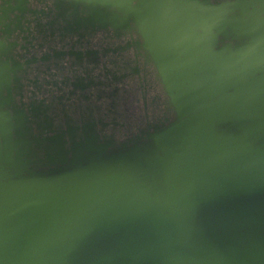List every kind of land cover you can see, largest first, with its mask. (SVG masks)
I'll use <instances>...</instances> for the list:
<instances>
[{
  "label": "water",
  "instance_id": "obj_1",
  "mask_svg": "<svg viewBox=\"0 0 264 264\" xmlns=\"http://www.w3.org/2000/svg\"><path fill=\"white\" fill-rule=\"evenodd\" d=\"M79 1L124 11L153 52L175 118L144 145L52 154L51 138L26 128L11 98L18 69L2 60L0 45V264H66L74 249L82 261L90 245L109 242L126 246L118 254L125 264H264L258 244L242 253L191 251L229 243L210 237L217 229L251 240L247 231L264 219V22L255 19L264 6L255 13V0ZM225 25L247 40L215 49ZM234 205L242 215L198 221Z\"/></svg>",
  "mask_w": 264,
  "mask_h": 264
},
{
  "label": "flooded vegetation",
  "instance_id": "obj_2",
  "mask_svg": "<svg viewBox=\"0 0 264 264\" xmlns=\"http://www.w3.org/2000/svg\"><path fill=\"white\" fill-rule=\"evenodd\" d=\"M233 1L197 0L214 6ZM260 6L264 0L252 1L248 8L256 13ZM118 9L113 4L79 0H0L1 58L18 69L11 83V98L25 111L26 128L51 138L46 147L52 154L70 156L82 148L109 154L126 146L144 145L150 134L174 121L172 98L153 52ZM235 14L242 17L239 11ZM222 15L227 17L226 12ZM255 19L264 22V11ZM224 27L227 36L217 34L215 49L247 40ZM212 31L216 33L215 26ZM70 50L74 53L69 54ZM253 212L257 210H248L249 215L257 216ZM251 236V240L229 243L205 241L191 251L242 253L250 244L264 246V219ZM118 246L114 242L90 245L92 249L82 261L74 249L68 257L71 260L65 262L84 264L108 255L106 264H125L126 259L118 254L126 246Z\"/></svg>",
  "mask_w": 264,
  "mask_h": 264
},
{
  "label": "trees",
  "instance_id": "obj_3",
  "mask_svg": "<svg viewBox=\"0 0 264 264\" xmlns=\"http://www.w3.org/2000/svg\"><path fill=\"white\" fill-rule=\"evenodd\" d=\"M239 206L238 205H234V207L231 209H228V210H224L222 212H213V214H211L210 216L211 217H207L206 215H198V221L203 224V223H206L207 221H210V220H216V221H223V220H230L231 218L234 217V215H237L236 213L239 211ZM217 214V215H215ZM214 216V217H213ZM218 217V218H217ZM227 217V218H226ZM220 231V232H219ZM236 231L237 234L234 235V230L233 229H225V230H222V229H217L214 231V233L210 236L211 238H214V239H218V240H223V238L229 240L228 242H232L234 240H239V239H243L245 236H247L246 234L244 235H240V229H237ZM249 234H252V230H249L247 231ZM226 233V235H224ZM216 237V238H215ZM232 240V241H231Z\"/></svg>",
  "mask_w": 264,
  "mask_h": 264
}]
</instances>
